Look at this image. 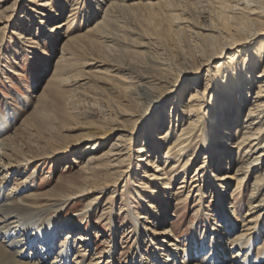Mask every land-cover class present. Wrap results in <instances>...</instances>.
<instances>
[{
  "label": "bare ground",
  "instance_id": "1",
  "mask_svg": "<svg viewBox=\"0 0 264 264\" xmlns=\"http://www.w3.org/2000/svg\"><path fill=\"white\" fill-rule=\"evenodd\" d=\"M88 1L90 8L87 14H93V18L103 9L93 29L103 34L100 36L106 41L112 38L108 35L110 28H122L118 24L119 21L121 22L122 12L127 8L132 9V6L145 7L150 21L156 20L158 24L160 21H168L175 27L172 35L166 27L165 30L169 31L172 38H167L164 44L157 41L156 45L153 44L154 42L139 45L149 49L146 53V63H152L155 67L150 74L139 73L128 78L133 82L128 88L129 98H132L136 105H140L132 110L133 115L139 108H143V105H149L150 111H153L176 90L178 85L189 83L174 96L170 109L165 107L161 109L148 124L133 152L129 151L132 137H129L130 132L127 131L124 135L116 134L110 145L99 153L101 144L98 142L108 130L97 129L88 134V137L82 138V141L88 140L87 142L83 144L81 142V145L78 144L76 147L80 150L87 149V143L93 142L89 150L94 152L86 156L87 162L83 165L84 177L76 179L74 184H59L60 189L57 191L54 189L51 192L35 194L33 190L27 189L22 198L14 200L11 199L16 196L14 193L18 192L20 187L22 189L31 186L32 177L27 173L28 175H24L22 179V185L16 188L12 186L13 193L3 196V186L8 183L7 176L10 170L24 167L25 163L27 165L33 160L59 156L61 153H58L59 150L51 149L44 151L41 156L17 157L21 140H14L12 135L4 136L7 124L0 122V174L2 175L0 177V264H104L105 254L90 258L91 230L89 227L83 228L81 222L88 219L90 209L98 205L96 202L98 195L105 192L111 175L119 178L126 175L131 164L133 166L136 164L137 167V183L133 186L139 187L138 185L143 184L141 190L134 189L143 203V210L154 212L156 219L161 223L164 221L162 215L167 212L169 204L168 197L164 194L169 188L167 180L170 172L172 175L183 173L177 189L191 185L188 194L190 191H195L196 196L204 194L202 191H208L222 218L221 224H217L219 226L217 231L212 227L209 229L211 232L215 231L211 241L213 252L209 249L210 251L201 255L200 259L188 253L178 260L176 250L179 241L174 237L172 230L152 229L151 234L159 235L158 242H167V249L160 246V243H151V257L147 256L148 259L142 256L141 247L138 245V236L140 238L148 233V221L143 219L144 221L141 222L140 218H143V215L132 210L129 206L130 201L125 200L124 205L127 206L125 213L129 217L128 220H131L130 228L133 236L136 235L132 245L137 247L135 253L139 254L140 260L137 264H198L196 263L198 260L203 261L204 264H264V253L255 254L252 250L258 233V224L264 218V0ZM65 4L66 0H57L60 10L62 5V11ZM52 6L51 0H38L37 7L31 10L41 16V21L42 17L53 19L58 14L53 11ZM81 8L82 5L79 9L70 7L67 17L71 18L62 21L60 26L70 25ZM195 14L200 15L203 23L198 21ZM58 27L59 25H54L51 30ZM12 32L19 42L20 40L26 41L27 44L34 42L30 37ZM82 36L77 35L73 38L64 36L66 41L62 44L63 53L57 63L63 62L69 67L76 66L78 46L73 43L76 40L80 41ZM69 53L71 56H65ZM225 57L227 61L217 62L215 74L207 75L202 83L195 80L197 78L194 77L212 60ZM176 63L187 66L192 64V67L183 69L180 81L174 83L172 71L175 68L179 72L183 71L177 68ZM259 65H261L260 69ZM63 73L64 69L58 64L54 72L47 77L43 91L58 81ZM28 119L36 120L35 113L25 118L22 124ZM19 128L20 126L16 131ZM130 157L134 163H131ZM193 165H196L194 175L189 179L187 174ZM201 170L204 172L201 173V178H198ZM250 176L253 180L248 196L249 204L243 219L239 220L231 201L233 194L240 192L243 183ZM142 177L156 184L157 187L149 189ZM227 187L232 191L229 196L224 194ZM89 192L96 194H93L95 196L85 205L87 209L83 207L76 212L77 221L66 218L64 223H55L56 215L50 217L45 215L49 209L58 214L60 208L70 199L83 198ZM47 196L57 199L42 205V200ZM150 199L153 201H148ZM111 217L110 249L104 252L108 251L107 257L113 260L114 249L118 248L116 241L118 234L113 226L112 213ZM240 222L239 231H234ZM139 225L143 229L142 234L138 232ZM232 231L234 233L229 234ZM58 232L59 236L63 233L60 245L56 244ZM168 237L169 239H166ZM70 239L73 242H70ZM74 242L78 245L75 253L72 254L71 243L76 245ZM148 242H151L149 237ZM259 244L258 249L264 246V242ZM230 246L232 247L229 248ZM233 248L235 249L231 251ZM227 252L232 253L231 260L224 257ZM71 255H74L73 260Z\"/></svg>",
  "mask_w": 264,
  "mask_h": 264
},
{
  "label": "rangeland",
  "instance_id": "2",
  "mask_svg": "<svg viewBox=\"0 0 264 264\" xmlns=\"http://www.w3.org/2000/svg\"><path fill=\"white\" fill-rule=\"evenodd\" d=\"M51 2L53 3V11H56L58 15H55L53 19L42 17L41 21V16L31 10L37 7L38 0H0V122L7 124L4 136L12 135L14 140H21L16 154L19 158L23 156H41L44 151L51 149L59 150L58 153H61L59 156L33 160L27 165L25 163L24 167L11 169L10 174L7 176L8 183L3 186V196L13 193L12 186L16 188V186L22 185V179L27 173L31 174L32 177L31 186L22 189L20 187L18 192L14 193L16 196L11 200L22 198L27 189L33 190L35 194L51 192L54 189L57 191L60 189L59 184H74L76 179L84 177L85 174L82 173L83 165L87 162L86 156L94 152L89 150L93 142L87 143L88 150L85 148L80 150L76 147L78 144L81 145V142L82 144L87 142L88 140L82 141V138L88 137V134L97 129L104 128L108 130L98 142L101 144L98 150L99 153L110 145V141L114 140L116 134L121 133L124 135L127 131L130 132L129 137H132L129 151L130 153L133 152V148L140 143L141 135L148 124L152 122L161 109L164 107L169 108L174 96L181 89L186 88V84L189 83L184 82L178 87L176 85V90L171 92L164 102L153 111H150L149 105H143V108H139L133 115L132 110L140 105H136L133 99L129 98L128 88L133 82L129 81L128 78L139 73L150 74L155 67L152 63H146V53L149 49L139 45L151 42L156 45L158 44L157 41L164 44L165 40L175 32L173 23L160 21L158 24L156 20L150 21L148 10L145 7L142 5L132 6V9L127 8L122 12L121 22L118 23L122 28H110L108 35L112 38H110L111 41H106L100 36L103 34H99L93 29L98 18H100L99 16L102 15L103 9L93 18V14H87L90 8L88 0L82 1L83 3L81 0H66L63 11L62 5H60L61 10L57 5V0H51ZM81 5L82 8L78 11L74 20L70 21L69 27L67 25L60 26L62 21L71 18L67 17L70 7L79 9ZM195 15L197 16V14ZM197 17L198 21L203 23L200 15ZM54 25H59V27L51 30ZM166 27L170 30L171 35L169 31L165 30ZM12 31L30 37L34 42L32 44H27L26 41L21 42V40L19 42ZM65 35L72 38L83 35L80 41L76 40L73 43L78 46V63L74 67H69L63 62H56L63 53L62 44L66 41ZM65 56L69 57L71 54ZM225 61H227L226 57L212 60L203 71L194 77L197 78L195 80L201 82L207 75L212 76L215 74L217 62ZM177 63L176 66L180 70L192 67V64L187 66L186 64ZM58 64L64 69V73L58 81L52 83L48 89L43 91V85L46 83L47 77L54 72ZM260 68L261 65H259ZM178 72L179 70L176 68L172 71L171 76L174 83L180 81L184 70ZM33 113H35L36 120L33 121L31 118L22 124L24 119ZM19 126L20 128L16 131ZM79 137H81L80 140ZM130 160L131 163H134L131 157ZM131 165L133 166V164ZM131 165H129L126 175L120 176V178L111 175L105 192L98 195L96 201L98 205L90 209V217L81 222L83 228L89 227L91 230L90 251L92 254L90 258L105 254L103 256L104 264H137L140 260L138 252L135 253L137 247L132 245L133 238L136 235L133 236V231L130 228L131 220H128L129 217L125 213L127 207L124 205L125 200L130 201L129 206L132 210L138 212L137 214L141 216L143 215V218H140L141 222L145 219L148 221V233L140 236V238L138 236V245L141 247L140 252L143 257L150 256L151 243H160L158 242L159 235L151 234V230L158 231L162 228L172 230L174 237L179 241L177 242L178 250H176L178 260L183 255H188V253L194 254L195 258H199L210 250V252H213L211 249L213 248L211 246L212 236L219 229L217 224H221L222 218L217 212L216 204L212 201L213 198L210 193L202 191L205 196L204 194L196 196L195 191H190V194H188L191 185L187 188L177 189L183 173L172 175L170 172L167 180L169 188L165 191L167 193L164 194L167 195L169 204L167 212L162 215L164 221L161 223L159 219H156L154 212L143 210V203L134 192V189L141 190L143 184L138 185L139 187L133 186L134 183H137V167L136 164L133 167ZM196 165H193L188 172L189 179L194 175ZM202 172L204 171H200L198 178H201ZM252 176L245 180L242 189L238 193L239 195L237 193L233 194L231 205L232 208L236 209L239 220L243 219V215L248 208ZM205 179L208 178L205 177ZM142 180L143 182L146 181L143 177ZM145 183L149 189L157 187L151 181ZM113 190L115 192H112ZM231 192L230 187L224 190L226 196H229ZM93 194H96V192L86 193L85 197H80L77 200L70 199L60 208L61 211L58 214L49 209L45 215H49L48 217L56 215L54 217L55 223H64L66 218L75 219L78 216L76 212L83 207L87 209L85 205L89 203L91 197L95 196ZM56 199L53 196H47L41 204H48ZM111 213L113 214V226L118 234L116 240L118 248L114 249L113 260L107 257L108 251L104 252L110 249L111 228L109 223L112 221ZM138 224L141 223L138 222ZM240 224L241 222L234 231H239ZM211 227L216 230L211 232L209 230ZM138 228H140L138 232L142 234L141 225ZM257 229L258 233L253 242L252 250L255 251V254L257 252L261 254L264 253V246L260 249L258 247L260 246L259 243L264 242V218L258 224ZM232 233L234 232L232 231L229 234ZM62 234L59 236V232L57 233V245L62 242ZM147 235L151 238V242H148ZM169 237L171 238V236ZM169 237L166 239H169ZM71 240L69 241L73 242ZM74 243L76 245L71 243L72 254L75 253L78 245L77 242ZM166 243H160V246L167 249ZM231 255V252H227L224 257L231 260ZM53 257L50 258V261ZM73 257L74 255H71V260H73ZM212 257L214 258V256ZM196 263L204 264L201 260L196 261Z\"/></svg>",
  "mask_w": 264,
  "mask_h": 264
}]
</instances>
